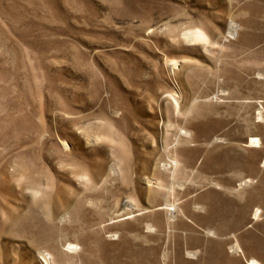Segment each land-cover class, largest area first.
Instances as JSON below:
<instances>
[{"label":"rangeland","instance_id":"1","mask_svg":"<svg viewBox=\"0 0 264 264\" xmlns=\"http://www.w3.org/2000/svg\"><path fill=\"white\" fill-rule=\"evenodd\" d=\"M0 264H264V0H0Z\"/></svg>","mask_w":264,"mask_h":264},{"label":"bare ground","instance_id":"2","mask_svg":"<svg viewBox=\"0 0 264 264\" xmlns=\"http://www.w3.org/2000/svg\"><path fill=\"white\" fill-rule=\"evenodd\" d=\"M253 141H255V140H253ZM171 206H173V205H171ZM173 208V207H172ZM172 208H170V209H172ZM236 249V248H235ZM253 262H255V261H253Z\"/></svg>","mask_w":264,"mask_h":264}]
</instances>
